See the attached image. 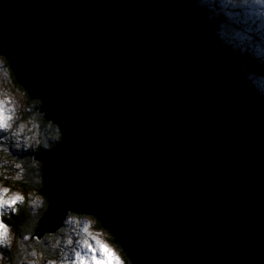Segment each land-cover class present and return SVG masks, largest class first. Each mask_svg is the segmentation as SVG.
Returning <instances> with one entry per match:
<instances>
[{
  "label": "water",
  "instance_id": "1",
  "mask_svg": "<svg viewBox=\"0 0 264 264\" xmlns=\"http://www.w3.org/2000/svg\"><path fill=\"white\" fill-rule=\"evenodd\" d=\"M195 0H0V55L61 131L47 208L138 264H264V100Z\"/></svg>",
  "mask_w": 264,
  "mask_h": 264
},
{
  "label": "snow or ice",
  "instance_id": "2",
  "mask_svg": "<svg viewBox=\"0 0 264 264\" xmlns=\"http://www.w3.org/2000/svg\"><path fill=\"white\" fill-rule=\"evenodd\" d=\"M213 7L220 10L216 19L222 23L217 39L225 47L243 50L253 45L254 33L264 37V0H219L218 3L213 4ZM6 103L0 100V133H7L12 129L13 110L7 108ZM12 135H18V133L13 132ZM16 167L20 168V165L17 164ZM22 201L23 197L20 195L9 196L8 189L0 188V259H3L6 254L3 250H7L11 244L9 224L4 217L7 212L16 213L17 205ZM65 222L79 224L78 220L71 218ZM88 227L85 224L83 229L77 232L79 239L67 237L64 248L60 249L59 264H126L125 260L112 248L91 236L87 231ZM23 239L27 241L29 236H24ZM46 239L49 238L46 237ZM35 242L41 243L38 235L35 237ZM60 245L61 241L58 239L53 247ZM65 248L67 251L64 250ZM23 251L24 260L21 264H24V261H27V264H38V260L45 259L43 252L37 257L35 249L28 251L25 247ZM47 264H57V261L49 259Z\"/></svg>",
  "mask_w": 264,
  "mask_h": 264
},
{
  "label": "trees",
  "instance_id": "3",
  "mask_svg": "<svg viewBox=\"0 0 264 264\" xmlns=\"http://www.w3.org/2000/svg\"><path fill=\"white\" fill-rule=\"evenodd\" d=\"M195 1L200 5L203 14L216 21V28L214 33L216 36H218L220 30L219 26L222 22L216 19V17L220 14V10L213 7V4L215 3L214 0L204 2L202 0ZM232 50L236 52L238 54V57L245 63V66L248 70L247 72L249 84L251 85L253 90L264 100V90L260 89L259 85L252 81L251 76V74H264V55L261 54L258 56L255 53H251L249 52L250 50H248V48H245L243 50ZM13 80L16 82L14 76ZM28 104L32 108V111L35 112V114L39 118L40 134L38 135L39 140L37 146L32 149H25L26 154L21 152L20 147H18L19 144L14 148L15 151H13V155L15 156H12L13 163H15V165L19 164V169L24 166L23 170H21L19 178L16 180V186L19 189H22L24 192L35 191L36 193L45 197L42 190V163L36 160L34 156L42 149H53L61 141L62 135L59 127L55 123L46 121L43 117V114L39 113L38 108L41 104V101L39 99H33L29 101ZM18 162L22 163L20 164ZM19 169L18 171H16L15 168H12L11 171L19 172ZM1 180H6V178L1 176L0 181ZM17 207L18 211L16 213L7 212L4 219L11 225V228L19 239L20 243L14 248L3 250L6 252V254L3 256V259L0 260V264H21V261L24 260L23 249L25 247L28 251L35 249L37 254L43 252L45 258H56L58 256V251L60 248L53 246L55 245L56 240H58L59 237L64 234V229L66 226L65 221L67 220V218L79 214H73L69 212L64 219L63 226L56 229L54 232H46L41 236V238H39L41 240V243L37 244L35 242V237H37V227L40 217L43 215L47 208V198H44L43 206L40 209L36 210L35 213L32 212L30 206L26 203H19ZM96 223L98 227H103L97 220ZM24 236H29V239L25 241L23 239ZM46 237L49 239H46ZM110 240L115 244H118L124 252H128L127 249L117 240L116 236H111ZM25 263L26 261H24V264ZM130 264L138 263L130 259Z\"/></svg>",
  "mask_w": 264,
  "mask_h": 264
},
{
  "label": "rangeland",
  "instance_id": "4",
  "mask_svg": "<svg viewBox=\"0 0 264 264\" xmlns=\"http://www.w3.org/2000/svg\"><path fill=\"white\" fill-rule=\"evenodd\" d=\"M202 1L204 2L212 0ZM214 2L218 3L219 0H214ZM220 27L221 25L219 26V28ZM253 36V45L246 48L250 50L249 52L255 53L258 56L261 54L264 55V52H262V50H264V37L260 36L258 33H254ZM251 76L252 81L254 83H257L260 89L264 90V74H251ZM0 100L7 102L6 107L13 110L14 116L11 131L7 133H0V177L3 176L6 178V180L0 181V188L8 189L9 196L20 195L21 197H23V201L21 203L28 204L32 212L35 213L36 210L40 209L43 206L45 197L36 193L35 191L24 192L22 189H19L16 186V180L19 178L21 170H23L24 166H22L21 169L17 168L15 163H13L12 156H15L13 155V151H15L14 148L17 147L16 145L18 144L21 152L25 154V149H32L37 146L39 140L38 135L40 134L39 118L35 114V112L32 111V108L28 104L31 100H29L26 91L13 80V74L11 73L9 65L3 55H0ZM39 113L44 114L42 112ZM13 132L18 133V135H12ZM18 163L21 164L22 162ZM12 168H15L16 171H18L19 169V172H12ZM70 218L72 220H78L79 224L76 225L73 223L65 222L66 226L64 229V234L59 237V240L61 241V245L59 246L60 249L64 248V241H66L68 236H72L74 240L79 239L80 236L77 235V232L83 229L84 225L87 224L89 226L87 231L91 234V236L107 244L116 252L117 255L125 260L126 264H130V259L132 258L130 257L128 252H124L118 244H115L110 240V237L113 236V233H111L105 227H98L96 220L92 216L88 214H79L73 215L67 218V220H69ZM6 222L8 223V221ZM9 230L11 244L8 249H11L16 247L20 243V241L15 235L10 224ZM81 235H83L82 232ZM60 249L56 258H45L44 260H38V264H47V261L49 259H55L57 261V264H59ZM64 250L67 251L66 248ZM37 257H39V254H37ZM25 264H27V261Z\"/></svg>",
  "mask_w": 264,
  "mask_h": 264
}]
</instances>
